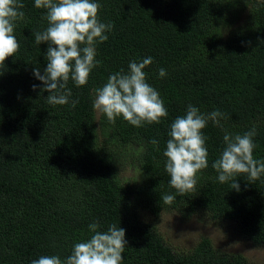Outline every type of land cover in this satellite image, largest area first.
<instances>
[{"label":"trees","instance_id":"trees-1","mask_svg":"<svg viewBox=\"0 0 264 264\" xmlns=\"http://www.w3.org/2000/svg\"><path fill=\"white\" fill-rule=\"evenodd\" d=\"M169 211L264 247V0H0V264H249Z\"/></svg>","mask_w":264,"mask_h":264},{"label":"rangeland","instance_id":"rangeland-1","mask_svg":"<svg viewBox=\"0 0 264 264\" xmlns=\"http://www.w3.org/2000/svg\"><path fill=\"white\" fill-rule=\"evenodd\" d=\"M101 103V99L98 98L97 115H99ZM124 167L122 172L124 178L135 174L130 164ZM154 221L166 241L176 250H191L202 237H208L220 251L242 254L249 264H264V247L256 246L249 240L241 238L237 234L235 221L215 220L206 212H199L184 218L174 211L164 212Z\"/></svg>","mask_w":264,"mask_h":264}]
</instances>
